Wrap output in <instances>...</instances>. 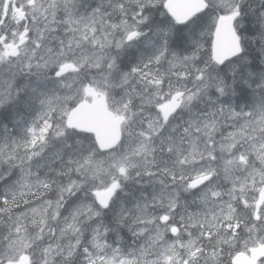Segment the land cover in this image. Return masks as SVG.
Returning <instances> with one entry per match:
<instances>
[{
    "label": "snow or ice",
    "instance_id": "obj_1",
    "mask_svg": "<svg viewBox=\"0 0 264 264\" xmlns=\"http://www.w3.org/2000/svg\"><path fill=\"white\" fill-rule=\"evenodd\" d=\"M0 264H264V0H0Z\"/></svg>",
    "mask_w": 264,
    "mask_h": 264
}]
</instances>
